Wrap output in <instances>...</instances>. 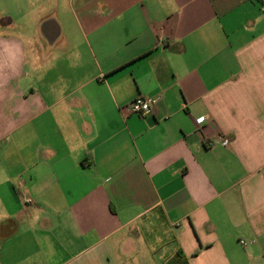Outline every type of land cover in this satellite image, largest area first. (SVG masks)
<instances>
[{"label":"crops","instance_id":"crops-1","mask_svg":"<svg viewBox=\"0 0 264 264\" xmlns=\"http://www.w3.org/2000/svg\"><path fill=\"white\" fill-rule=\"evenodd\" d=\"M0 264H264V0H0Z\"/></svg>","mask_w":264,"mask_h":264},{"label":"built area","instance_id":"built-area-1","mask_svg":"<svg viewBox=\"0 0 264 264\" xmlns=\"http://www.w3.org/2000/svg\"><path fill=\"white\" fill-rule=\"evenodd\" d=\"M156 102L157 99L155 97L139 96L135 98L130 104H128L125 107V110L129 113L139 114L143 116L152 111V109L156 105ZM216 143L224 147H227L229 145L228 139H226L222 135H219L214 140H211L209 142V145L210 147H214ZM24 202L27 206L34 204V200L29 196L24 197ZM241 244L243 246H246L247 242L245 240H241Z\"/></svg>","mask_w":264,"mask_h":264}]
</instances>
